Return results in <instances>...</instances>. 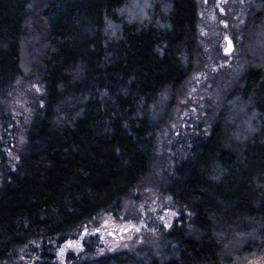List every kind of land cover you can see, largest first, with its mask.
<instances>
[{"label": "trees", "instance_id": "trees-1", "mask_svg": "<svg viewBox=\"0 0 264 264\" xmlns=\"http://www.w3.org/2000/svg\"><path fill=\"white\" fill-rule=\"evenodd\" d=\"M130 1L0 0V94L31 65L45 85L24 152L0 174V262L116 211L150 171L156 133L197 63L196 2L150 0V17L129 21L118 10ZM261 31L264 0H254L248 48ZM252 49L209 133L163 185L195 233L180 216L164 234L174 245L163 261L143 249L71 264H249L264 255V66Z\"/></svg>", "mask_w": 264, "mask_h": 264}, {"label": "rangeland", "instance_id": "rangeland-1", "mask_svg": "<svg viewBox=\"0 0 264 264\" xmlns=\"http://www.w3.org/2000/svg\"><path fill=\"white\" fill-rule=\"evenodd\" d=\"M195 2L197 63L180 88L168 119L156 133L154 161L147 177L119 198L116 211L100 212L63 241L32 239L13 249L0 264H38L48 257L53 264H71L105 253L125 251L137 255L143 249L163 261L174 245L164 234L180 216L185 219L187 231L195 233L190 211L175 202L163 185L174 163L187 156L191 142L209 133L244 76L246 55L252 49L244 41L245 24L254 0ZM152 5L150 0H131L118 14L129 21H142L150 17ZM225 36L233 44L229 53H224ZM254 44V55L264 66V32L256 33ZM26 69L0 94V147L4 158L0 174L13 168L24 152L28 125L44 102L45 85L37 69L33 65ZM263 258L261 255L249 264Z\"/></svg>", "mask_w": 264, "mask_h": 264}, {"label": "water", "instance_id": "water-1", "mask_svg": "<svg viewBox=\"0 0 264 264\" xmlns=\"http://www.w3.org/2000/svg\"><path fill=\"white\" fill-rule=\"evenodd\" d=\"M225 40L227 42V47L224 49V53H229L233 49V44L231 41V38L229 36H225ZM250 264H264V258L255 262H252Z\"/></svg>", "mask_w": 264, "mask_h": 264}]
</instances>
